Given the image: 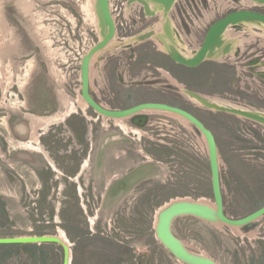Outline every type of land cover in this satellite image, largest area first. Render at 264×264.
Segmentation results:
<instances>
[{"label":"rangeland","instance_id":"1","mask_svg":"<svg viewBox=\"0 0 264 264\" xmlns=\"http://www.w3.org/2000/svg\"><path fill=\"white\" fill-rule=\"evenodd\" d=\"M95 1L0 0V134L6 139L7 144H4L11 156L15 151L26 150L36 156L39 166H48L46 159L52 165L53 175L60 178L55 181L56 209L64 207L62 197L57 193L62 194L67 182L72 192L80 189L87 212L85 215L83 208L72 203L74 215L70 216V225H81L80 233L88 236L90 227L97 231V238L87 237L82 256L98 258L102 264H118L105 259L106 255L101 253L99 243L105 241L123 251L127 249L134 258L139 251L151 252L152 264H182L156 240L155 220L161 208L175 201L198 200L213 205L208 153L202 135L178 116L160 111L141 113L150 118L144 129L137 128L140 134L121 131L114 120L97 119L98 115L88 107L64 121L45 124L43 120L63 111L69 101L76 104L80 96L81 57L100 39ZM109 2L116 34L91 60L92 97L111 109L163 101L190 112L215 136L225 214L237 219L260 208L264 204V126L207 109L187 99L185 91L204 98H217L227 106L264 113V85L256 76L257 70L243 67L248 57L246 50L264 57V27L257 23L230 27L223 41L224 44L231 42L233 51L219 61L204 63L202 66L208 67L207 74L196 70L183 72L181 76L186 85L173 81L161 68L158 71L164 72L161 76L165 85L155 84L157 80L154 79L160 75L147 63L161 59L165 55L163 52L171 47L186 56L192 55L214 21L238 9L264 14V4L245 0H178L168 16L171 36L163 35L165 38L159 40L157 35H162L164 27L159 9L150 8L148 4L155 15L147 17L137 2L131 5L127 4L128 0ZM146 33H152V36L136 39ZM237 49L240 55L235 58ZM163 64L172 72L178 71L166 58ZM138 82L143 84L136 85ZM129 84L131 86L125 88L124 85ZM21 121L29 123L30 138L16 142L8 133V127ZM121 121L126 122L125 119ZM39 133L53 136L54 162L37 139H31ZM116 133L128 135L131 140L127 147L122 144L111 146L104 170L97 177L93 174L97 144L101 138ZM66 142L71 148H64ZM1 156L15 171L8 168L9 175L0 164V199L7 204V215L0 207V238L58 237L59 231L64 232L63 217L54 215L49 219L50 225H46V216L26 215V205L19 201L15 172L25 178L29 187L32 184L35 187L34 167L20 164L9 156L4 158L0 151ZM147 159L157 162V175L138 185L128 196L102 208L100 200L90 198L92 195L90 202H85L87 188L99 198L115 177L140 166ZM61 173H65L70 181L67 179L64 183ZM79 203H82L80 199ZM127 228L131 232L126 231ZM172 232L189 251L218 264H264V217L244 228L180 217L173 221ZM71 233L74 237L77 235L72 228ZM14 249L0 245V256L5 255L0 257V264L19 263L16 255L8 254ZM122 264L136 263L123 261Z\"/></svg>","mask_w":264,"mask_h":264},{"label":"water","instance_id":"2","mask_svg":"<svg viewBox=\"0 0 264 264\" xmlns=\"http://www.w3.org/2000/svg\"><path fill=\"white\" fill-rule=\"evenodd\" d=\"M132 1L135 0H129V2ZM139 1L143 5V10L146 16L154 14L151 13L148 8V1H151L160 5V8L163 10V14L167 17V15L170 14L171 9L176 5L178 0ZM261 2H264V0ZM97 7L98 16L101 25L105 28V32L103 34V38L101 40H98L97 43L94 44V46H92L91 48H89V50L81 57V96L87 102L88 108L92 109L93 112L97 115L108 120H112L115 118L130 120L133 127L143 129L144 127H146L149 116L148 114H141V111L145 109H156L177 114L183 117L191 123L192 127L196 129L200 135L203 136V138L205 139V144L208 153V164L211 174L213 205L199 203L198 200L188 201L187 199L170 203L166 208L159 212L158 219L155 225V238L158 242L162 244V246L166 250L170 252L173 258H175L182 264H218L208 257L189 251L186 248L185 244L173 234V221L180 217H194L211 224H221L233 228H244L249 227L252 223L264 217V204L257 210L249 213L248 215L242 218L233 219L225 214L220 176V160L215 136L198 118H196L190 112L178 107L158 102H145L125 109H111L104 107L92 97L90 93L89 77L91 59L101 50L105 49V47L111 42V40L115 37L116 34V24L109 8V0H97ZM243 21H256L264 24V14L248 9H238L230 11L225 16L217 19L209 25L199 48L194 50V53L191 57H184L175 49H172L170 52L163 53L175 65L182 66L187 69L198 68L200 65L207 61H213L207 58V54L212 53L215 49L222 48L224 53H230L231 46L229 44L223 45V35L229 27L234 26V28H237L238 24ZM167 26L169 27V25ZM170 32L171 30L169 29V37ZM235 54L237 57L239 54V50H236ZM262 77L264 78V75H262ZM148 83H150V81H148ZM140 84L143 83H136V85ZM188 92L193 97L197 98L205 107L212 110V104L205 100L203 98V95L192 91ZM214 111L232 114L237 117L245 118L247 120L256 122L260 125L264 124V115H260L254 112L253 110L241 111L216 108V110ZM124 140L127 139L122 133H116L105 136L101 144L99 145L97 151L98 161L101 160L107 146L113 143L122 142ZM158 170L159 167L157 163L151 162L149 164H145L136 168L122 181L124 185H127L128 188H130L140 181L150 179L156 176ZM48 242L55 243L58 242V239L53 236L0 238V245L40 244ZM64 264H68V254H66Z\"/></svg>","mask_w":264,"mask_h":264},{"label":"flooded vegetation","instance_id":"3","mask_svg":"<svg viewBox=\"0 0 264 264\" xmlns=\"http://www.w3.org/2000/svg\"><path fill=\"white\" fill-rule=\"evenodd\" d=\"M226 44L232 45L231 42H227ZM237 50H239V49H237ZM246 52H247L248 57L246 58V61H245V64L243 65V67H246L251 71H252V69L257 70L256 76H257V78L260 79L261 84L264 85V78L262 77V75H264V57H263V55H261V54L260 55H253L252 52L247 51V50H246ZM238 55H240V50H239ZM234 56L236 58L235 53H234ZM224 57L226 58V57H228V55H225ZM242 71H244V70H242ZM110 77L113 78L114 76H112V74H110ZM112 78H110V80ZM124 86H125V88H129L131 85L129 84V85H124ZM57 102H58V100H57ZM155 102L164 103V104H168V105L172 106V104H170L168 102L167 103L163 102V101H155ZM125 108H129V107H125ZM125 108H123V109H125ZM237 108H240V107H237ZM242 109H245V108H242ZM246 110H249V111L253 110V111L258 112L260 114H264V113H262L256 109L247 108ZM34 117H36V116H34ZM100 117L101 116L98 115L97 119H99ZM149 118H148V121H149ZM125 124L132 127L130 120H126ZM8 128H9L8 133H10L16 139V142H18V141H29L28 138H30V128H29L28 122H27V124H25L24 121L18 122V123L13 124V125L9 124ZM9 130H10V132H9ZM125 137L128 140H124V141L118 142V143H113V144H110L109 146H107L101 160L98 161L97 151H98L99 145L101 144L103 138L100 139L99 143L97 144L95 154H94V159H93V161H94L93 162V174H95V176L98 177L99 175H101L102 171L104 170L103 166L105 165V162L107 161L106 160L107 153L110 151L111 146H113V145L115 146L116 144H122L123 146H126L129 144V140H131V138H129L130 136L126 135ZM4 143L7 144V141L0 134V151L4 154V158L5 157L7 158V156H9V157H12L15 160H17L20 164L32 165L34 167V172H35L34 174L36 175L35 181H34L36 184L35 187H33L32 183H31L32 186L30 185V187H29V185L25 181V178L22 175H20L19 173L15 172L18 176V183H19V190H20L19 201H20L21 205H26L25 209L28 211L26 213V215L35 216V217H39V216L45 217L46 216L48 218L46 225H50L49 219L53 218L54 215L63 217V220L65 221V222L63 221V223H64V230L63 231H64V234H65V237L67 240V244L62 243L59 240H58V242H55V243L48 242V243H40V244H18L17 250H16V252H17L16 258L20 259L18 264H64L66 254H68V264H102V261L99 260L98 258H88L86 256H82V254L84 253V247L83 246L87 245V243H88L87 237H91L92 239L97 238V236H95L97 231L95 229L93 230V226L89 228V231L91 232V234L88 236L86 234L80 233L81 232L80 229L82 228L81 225H76V224L70 225V216L74 215L71 211L72 210L71 209L72 203H74L75 206L78 205L81 208H83L85 215L87 212V210H85L84 205H83L85 203H84L82 195L80 194V189H78V192H77V190H76V192L74 190L72 192L71 185L69 182H67V185H65L63 190H62V194H60L59 192L57 193V195H61V197H62L61 199L64 203L63 204L64 207H62L61 209L60 208L56 209L54 207V198H53L55 190H56L55 189V186H56L55 181L60 179V178L53 175L54 168L52 167V165L45 158L48 166H45V165L39 166L37 164L38 161H37L36 156L31 154V152L26 151V150L25 151H23V150L15 151L11 156L10 152L7 150ZM37 143L41 144L40 146L47 150L48 158L51 155L52 161L54 162L55 150H54L53 136L49 135V134H47V136H46V135H44V133H39V136L37 138ZM64 148H71V145H69L68 142H66V144L64 145ZM67 152L70 153V151H67ZM57 153L61 154V152H57ZM151 162L157 163V162H154L152 160L150 161L147 159L140 166L145 165V164H149ZM0 164L4 168L5 172L8 173L9 175H11L8 168L11 170H14V169L10 167V165L7 163L6 160L2 159V156L0 158ZM58 165H60V164H58ZM140 166H138V167H140ZM138 167L132 168V169L128 170L126 173H124L123 175L115 177L109 184H107L106 188L104 189L103 195L101 194L99 196V198L97 195L95 196L94 194H92V189H91V191L87 190L88 189L87 185L83 183V186L87 188L86 192H88V194L85 195V197H86L85 202H90L89 197H90V195H92V197H90V198L92 200L94 199L95 201L100 200L99 206L102 208L104 206L105 207L111 206L115 202L125 198L134 189H136L138 187V185H140L141 183L148 180V179H145L143 181H140L130 188H128L127 185H124L122 180ZM65 171H66V173L69 172L68 169H66ZM61 174L64 177V179H62V181L64 183H66L67 179L70 181V178L68 176H66L65 173H61ZM80 174L78 177H80ZM78 181L76 180V182H78ZM73 187H75V186H73ZM80 188H81V186H80ZM94 190H95V188H94ZM31 191H32V193H31ZM76 194H77V196H76ZM56 199H59V198L56 197ZM79 199H80V202H82V203H79ZM31 201H34V202L30 205ZM0 202L3 203V204L0 203L2 213L4 215H7V204L5 203V201L3 199H0ZM75 210H76V208H75ZM79 212H80V210H79ZM120 215H122V214H120ZM36 223H38V222H36ZM54 223H55V221H54ZM38 224H40V223H38ZM47 227L49 228L50 226H47ZM71 228L73 230L74 235L77 234L75 237L71 233ZM125 230L128 232H131L128 228ZM101 235L103 236V234H101ZM55 237L57 238V236H55ZM72 242L74 244H72ZM117 242L119 244H122L121 241H117ZM99 244H101V245H99V247L102 249V250L100 249L101 253L103 252L106 255V256H104V258L111 261L112 263L114 261H116L118 264H122L123 261H126L127 263L129 261H134L136 264H152V258L150 257L151 252H148V251L140 252L138 250L139 254H137L136 257L134 258L131 256L130 252L127 249H125L123 251V250H121V248H118V247H115L111 244H108V242H105V241L102 243H99ZM128 248H131V247H128ZM149 249L151 251V248H149ZM128 257L130 259L126 260ZM6 260H7V258L5 259V262H6ZM92 260H94V261L92 262Z\"/></svg>","mask_w":264,"mask_h":264},{"label":"bare ground","instance_id":"4","mask_svg":"<svg viewBox=\"0 0 264 264\" xmlns=\"http://www.w3.org/2000/svg\"><path fill=\"white\" fill-rule=\"evenodd\" d=\"M261 1H263V0H245V2H248V3H253V4H258V3H263L264 4V2H261ZM135 2H137L142 8H143V5H142V3L139 1V0H135V1H132V2H129V0H128V2H127V4L128 5H131V4H133V3H135ZM148 4L150 5V8H157V9H159L160 10V16H162V19H163V21L164 22H162V24H163V33H162V35L160 36L159 34L157 35V38L159 39V40H161L162 39V37H164L163 35H165L167 38H169V35H168V33H169V29L171 30V28H170V21H169V15H167V17L163 14V10L160 8V5H158V4H156V3H154V2H151V1H148ZM109 8L111 9V5H110V2H109ZM148 8H149V6H148ZM150 8H149V10H150ZM95 9H96V13H97V17H98V26H99V28H98V31H99V35H100V39L99 40H101L102 38H103V34H104V32H105V28L101 25V22H100V19H99V16H98V7H97V0L95 1ZM144 9V8H143ZM173 9V8H172ZM171 9V10H172ZM150 12L151 13H154L152 10H150ZM155 15V13L153 14V15H150V16H147V17H152V16H154ZM113 19H114V17H113ZM167 21H169V22H167ZM168 23H169V27L167 26L168 25ZM249 23H257V24H260V25H262L263 27H264V24H262L261 22H256V21H243V22H241L240 24H249ZM167 24V25H166ZM240 24H238V25H240ZM252 25V24H251ZM101 26H102V28H101ZM253 26V25H252ZM231 27H233V26H231ZM230 28V27H229ZM228 28V29H229ZM227 29V30H228ZM226 30V31H227ZM226 33V32H225ZM224 33V34H225ZM170 34H171V32H170ZM173 34V33H172ZM150 35L152 36V33H146V34H143V35H141V36H139V37H136V39H145V38H149L150 37ZM171 36V35H170ZM223 37H224V35H223ZM165 38V37H164ZM223 40V39H222ZM112 41V40H111ZM175 43V42H174ZM110 44V43H109ZM168 45V44H167ZM223 45H224V41H223ZM225 45H226V43H225ZM230 45V44H229ZM108 46V45H107ZM106 46V47H107ZM231 46V51L230 52H232L233 51V46L232 45H230ZM105 47V48H106ZM199 48V47H198ZM172 49H175V48H173V47H171V49L170 50H168V51H165V52H170ZM104 50V49H103ZM176 50V49H175ZM102 51V50H101ZM100 51V52H101ZM177 51V50H176ZM177 52H179V51H177ZM180 53V52H179ZM194 52H192V54H193ZM181 54V53H180ZM229 53H224L223 52V50H222V48H220V49H215L212 53H209V54H207V58L208 59H212L213 61H219V59L221 58V57H224L225 55H228ZM182 56H184V57H190V56H192V55H188V56H186L185 54H181ZM92 60V59H91ZM91 63V62H90ZM162 73V72H161ZM164 73V72H163ZM162 73V74H163ZM167 76H169L168 74H166ZM89 77H90V71H89ZM80 80H81V78H80ZM171 80V79H170ZM174 81V80H173ZM80 90H81V88H80ZM185 95L187 96V99H190V100H193V101H195V102H197V103H199V104H201L202 106H204L197 98H195V97H193L191 94H189V92L188 91H185ZM204 98V97H203ZM205 100H207L210 104H212V106H213V108H212V110H216V108H221V109H226V110H241V111H249V110H246V109H242V108H237V107H232V106H227V105H225V103L224 102H222V100H219V99H217V98H214V99H209V98H204ZM76 102V104H74V103H71L70 101L68 102V103H65V111L63 112V111H61V112H57V113H55L54 115L52 114V115H50V116H47V117H45V119H43L44 121H45V124H49L50 122H56L57 120H61V121H64V120H66L67 118H69V117H71V115H73V114H76L77 112H78V110H81V111H84V110H86L87 109V107H88V104H87V102L82 98V96H81V92H80V96H79V98H78V100L77 101H75ZM221 103V104H220ZM205 107V106H204ZM205 108H207V107H205ZM208 109V108H207ZM149 111H160V112H165V111H161V110H156V109H145V110H143V111H141V113H148ZM255 112V111H254ZM166 113H170V112H166ZM256 113H258V112H256ZM170 114H173V113H170ZM258 114H260V113H258ZM174 115H176V116H178V118H181V120L183 119L184 121H186L187 123H189L190 125H191V123L190 122H188L186 119H184L183 117H181V116H179V115H177V114H174ZM260 115H264V114H260ZM112 120H114V122H115V126H117L121 131H123V132H131V133H134V134H140V130H138L137 128L135 129V128H132V127H129L128 125H126L123 121H121V119H117V118H115V119H112ZM48 126V125H47ZM192 126V125H191ZM262 126H264V124L262 125ZM34 133V132H33ZM37 137H38V135H33L32 136V140H36L37 139ZM203 137V136H202ZM31 140V141H32ZM205 140V139H204ZM30 141V142H31ZM31 147H32V145H31ZM83 167H85V165L83 166ZM199 202V201H198ZM199 203H202L201 201L199 202ZM170 204V203H169ZM169 204H167L164 208H166ZM163 208V209H164ZM162 208H161V210H163ZM160 210V211H161ZM159 215V214H158ZM158 215L156 216V220H155V222L157 221V219H158ZM234 228H237V227H234ZM59 233V236L57 237V239L60 241V242H62V243H65V244H67V240H66V237H65V234H64V232H62V231H59L58 232Z\"/></svg>","mask_w":264,"mask_h":264},{"label":"trees","instance_id":"5","mask_svg":"<svg viewBox=\"0 0 264 264\" xmlns=\"http://www.w3.org/2000/svg\"><path fill=\"white\" fill-rule=\"evenodd\" d=\"M158 55V54H157ZM162 58L161 59H153L151 60L149 63L154 66V67H158V68H162L164 70H166L167 72H169L179 83H182V84H185L184 80H183V77L181 76V74H183V72H186L187 70H190V71H193V70H196L198 71L199 73H206V70L207 68H204L203 66L201 67H198V68H195V69H187L185 67H182V66H178V65H175L176 68H178V71L177 72H172V70L168 67H166V65L163 64V60L164 58H166L167 60H170L167 56L165 55H162L161 56ZM200 70V71H199ZM208 72V71H207ZM207 74V73H206ZM186 85V84H185ZM262 245H264V242H262ZM7 247H11L12 249L13 248H16L14 249V251L12 250L11 253H8L9 255L11 256H15L17 254L16 250H17V245H7ZM8 258V257H7Z\"/></svg>","mask_w":264,"mask_h":264},{"label":"crops","instance_id":"6","mask_svg":"<svg viewBox=\"0 0 264 264\" xmlns=\"http://www.w3.org/2000/svg\"><path fill=\"white\" fill-rule=\"evenodd\" d=\"M196 50V49H195ZM206 63V62H205ZM148 65H150V66H152L150 63H147ZM204 64V63H203ZM202 64V65H203ZM202 65H200L199 67H201ZM153 67V69L160 75V77L158 78V79H154V80H157V81H155V84H157V85H165V83H163V76H161V73H160V71H158V69H160V68H158V67H154V66H152ZM162 69V68H161ZM164 70V69H163ZM166 71V70H165ZM167 72V71H166ZM168 74L170 75V77L173 79V80H175L177 83H179L169 72H168ZM166 80H167V78H165ZM169 81V80H168ZM169 83H170V81H169ZM172 84V83H171ZM180 84V83H179ZM182 84V83H181ZM5 256V255H4ZM3 255L2 256H0V257H4Z\"/></svg>","mask_w":264,"mask_h":264},{"label":"built area","instance_id":"7","mask_svg":"<svg viewBox=\"0 0 264 264\" xmlns=\"http://www.w3.org/2000/svg\"><path fill=\"white\" fill-rule=\"evenodd\" d=\"M111 13H112V9H111Z\"/></svg>","mask_w":264,"mask_h":264}]
</instances>
